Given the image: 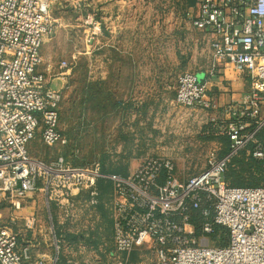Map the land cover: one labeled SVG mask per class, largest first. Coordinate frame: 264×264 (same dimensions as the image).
<instances>
[{
	"label": "built area",
	"instance_id": "obj_1",
	"mask_svg": "<svg viewBox=\"0 0 264 264\" xmlns=\"http://www.w3.org/2000/svg\"><path fill=\"white\" fill-rule=\"evenodd\" d=\"M52 2L0 0V202L13 207L11 221L20 219L27 233L36 232V212L21 213L35 191L70 218L77 196L88 190L96 203L97 183L105 181L113 189L116 251L145 248L156 264H264V183L240 187L226 179L231 160L249 146L254 158H264V0H195L191 23L210 34L212 64L201 80V72L178 76L175 102L221 114L218 129L230 145L223 155L211 150L204 167L187 178L162 156L147 157L122 175L99 162L48 163L30 155L38 133L46 145L67 142L60 130L62 94L40 70L41 47L57 28ZM74 8L82 10V3ZM84 25L87 43L101 34L93 15ZM71 65L63 60L59 68ZM221 65L249 78L244 96L222 108L208 97ZM0 264L47 261L0 221Z\"/></svg>",
	"mask_w": 264,
	"mask_h": 264
},
{
	"label": "rangeland",
	"instance_id": "obj_2",
	"mask_svg": "<svg viewBox=\"0 0 264 264\" xmlns=\"http://www.w3.org/2000/svg\"><path fill=\"white\" fill-rule=\"evenodd\" d=\"M81 3L82 10H75L63 3L64 12L61 13L63 17L59 23L57 21L56 33L51 37L52 40L41 47L40 70L47 72L49 82L62 94L60 129L67 142L46 145L38 133L28 145L30 155L48 163L55 162L59 158L78 166L99 162L102 168L104 165L107 172L121 171L122 175L132 172L147 157L162 156L170 158L175 163L176 171L181 178L198 173L204 167L211 148L221 145L217 150L219 153L226 148V141L222 137L225 135L220 134L218 129V125L223 121L221 114L212 110H205V114L196 115V112L190 114L189 109L194 108L186 107L181 108L183 113L169 112V105L166 106L161 102H163L162 98L167 96V90L164 89L167 80L171 85L170 95L171 93L173 95L174 83L176 79L178 80V75L188 71L207 70L211 65V52L206 48V44L203 45L205 43L202 41L203 36L201 35L200 52H155V50L134 52L135 65L147 67L146 72L141 75V80L143 76L146 79L145 89L128 90V81L125 77L115 89L110 76L106 77L105 81L101 79L102 76H107L105 58L109 56V52L103 54L99 52V35L92 42L87 43L84 33L83 18L91 14L99 21V5L89 2L85 8L84 2ZM55 6L56 3L53 1L52 13L57 19ZM121 59L119 63L123 65L129 63L126 57L121 56ZM63 60L72 62L68 70L59 68V63ZM49 64H51L50 68ZM220 82H222L220 87L226 86L224 81L220 80ZM213 84L217 85H211L208 90V97L211 100H215L223 91L218 87V79ZM113 98H120L124 105L112 106L110 102ZM132 99L136 101V108L127 103ZM149 101L150 103H147ZM213 114L215 115L212 116ZM213 126L216 127L217 132L211 135L209 132ZM249 151L250 146L240 152L230 166L237 168L238 162L249 163ZM243 178L250 180L244 175ZM229 181L231 182L230 179ZM104 183L108 185H104L103 191L99 187V204L101 203L99 215L103 212L109 214L114 223L113 189L108 182L104 181ZM45 202L43 194L35 191L29 193L24 203V210L34 204L33 211L39 215V227L35 232L37 239H40L41 234L42 238L46 235L51 236ZM83 208L84 206L81 208L76 202L70 218H61L62 215L58 212V220L63 225L55 224L56 231L64 237L77 236L76 238L69 236L63 242L64 252H67L66 256L70 262H65L66 264H85V262L156 264L152 251L145 248L122 253L125 258L117 253L120 258L116 255L110 260L105 252L110 243L109 222L107 220L103 222L99 218L98 237L97 233H94L96 221L92 217H84ZM13 210L10 203L0 202V221L5 225H11L22 238H27L28 233L22 226V220L11 221ZM41 224L44 225L43 228ZM39 229H42L41 233ZM97 245L99 252L90 248Z\"/></svg>",
	"mask_w": 264,
	"mask_h": 264
},
{
	"label": "crops",
	"instance_id": "obj_3",
	"mask_svg": "<svg viewBox=\"0 0 264 264\" xmlns=\"http://www.w3.org/2000/svg\"><path fill=\"white\" fill-rule=\"evenodd\" d=\"M56 3L54 7L57 21L58 23L62 20L63 17L61 13L63 3L67 6L74 8V4L76 1L84 2L83 5L85 8L87 7V3H95L99 5V21L101 22V34H99V52L102 54L104 52H109V56H106L105 68L107 69V76H102V81H105V78L112 79L113 88L117 89L120 86V80L125 77L128 81V90H137V89H145V78L141 80V75L146 72L147 67L145 65H135L136 59L134 58V52H200L201 45V35L203 36L202 41L207 45L206 48H210V34L206 31L199 30L194 27L191 23L190 14L192 13V9L195 3V0H53ZM86 1V2H85ZM84 8V9H85ZM72 10V8H71ZM76 10V9H75ZM73 11V10H72ZM74 12V11H73ZM84 19V18H83ZM84 25V23H83ZM61 26V25H60ZM88 29L84 25V33ZM52 38H47L45 43H48ZM42 52V50H41ZM40 52V53H41ZM111 52V54H110ZM121 56L126 57L129 63L127 65H123V63H119ZM43 61H45L43 59ZM211 64H212V52H211ZM119 63V64H118ZM49 68L51 64L48 65ZM211 66V65H210ZM208 67V69L210 68ZM48 68V69H49ZM207 69V70H208ZM106 71V70H105ZM105 71L103 73L105 74ZM192 72H201L203 74V78L205 77L204 72L202 71H192ZM127 74V76H124ZM150 75V74H149ZM179 76V75H178ZM151 78V77H150ZM218 79V87L223 91L217 95V98L214 101L221 108L226 106L227 104L240 100L244 94L249 90V78L244 73H238L236 71L225 69L223 65L219 67L218 73L213 76L212 81L215 83ZM149 80V79H147ZM224 81L226 86L220 87V84ZM170 81H166L164 89L167 90V96L162 98L163 102L166 106L169 105V112H179L183 113V110L175 104L176 102V86L177 79L174 85V93L170 95V87L168 84ZM172 84V83H171ZM212 85H217L213 84ZM163 87V86H162ZM170 91V92H169ZM118 101H121L120 98H113L110 102L112 106L116 105ZM129 101V100H128ZM131 101V102H130ZM129 105L136 108V101L133 99L130 100ZM108 102V99H107ZM107 102L105 104H107ZM104 103V102H103ZM145 103V102H144ZM143 103V104H144ZM147 103H150L147 102ZM146 103V104H147ZM123 104V103H122ZM190 114L195 113H206L204 109L194 108L189 109ZM213 112V111H212ZM213 114L212 116H214ZM103 116L102 119H104ZM185 114L183 115V118ZM188 117V116H187ZM187 120L189 118H186ZM173 123V121H172ZM61 130V129H60ZM211 131V130H210ZM211 135L214 133L209 132ZM225 141H227L226 148L219 153L221 155L225 154L229 150L230 142L227 136H222ZM221 146V145H220ZM214 147L210 150H219L221 147ZM29 147V146H28ZM252 146L250 147V149ZM209 150V151H210ZM250 153V151H249ZM253 157V156H252ZM258 159V158H257ZM264 159V158H260ZM194 166V165H193ZM184 178V177H183ZM187 178V177H186ZM105 184L103 181H98L97 190L99 193L100 190L103 191ZM105 190V189H104ZM104 193L101 194L103 196ZM44 196V195H43ZM29 197V196H28ZM78 200V201H77ZM92 196L90 192L83 191L81 192L77 198L76 202L79 206L83 208L86 218H94L96 221V226L94 229V233H97L99 237V218L106 222H109V247L105 249L110 260L114 256L122 255L121 252L116 251L115 243H114V223L109 214L105 212L100 213L99 215V194L96 198V203H91ZM46 212L49 215V234L51 236H45L37 239L35 236V232H28L27 238H22L20 235V240L22 243H29L31 247L32 254L36 257H44L47 261V264H66L65 262H69L68 257L66 256L67 252H64L63 242L65 238L69 236H62L60 232L56 231V225H63L60 220H58V212L59 210L52 204L48 205L45 202ZM29 208V209H28ZM105 208V207H104ZM95 209V210H93ZM34 210V204L32 206L26 208V210H22L21 213L25 214ZM82 210V211H83ZM94 211L93 213L91 211ZM39 214V213H38ZM62 218V216H61ZM39 220V215H38ZM56 221V222H55ZM42 228L44 227L43 224ZM42 229H40V233ZM93 233V232H91ZM58 235V236H57ZM62 236V237H61ZM72 237H77L73 235ZM60 243V247H59ZM62 244V248H61ZM61 248V249H60ZM88 248V247H87ZM93 251L99 252V246L90 247ZM88 248V251H90ZM80 253H82L80 251ZM118 253V254H117ZM120 258V256H118ZM75 258V257H74ZM123 258V259H124ZM67 260V261H66ZM85 264H90V262H85Z\"/></svg>",
	"mask_w": 264,
	"mask_h": 264
},
{
	"label": "trees",
	"instance_id": "obj_4",
	"mask_svg": "<svg viewBox=\"0 0 264 264\" xmlns=\"http://www.w3.org/2000/svg\"><path fill=\"white\" fill-rule=\"evenodd\" d=\"M122 103H123L122 100L118 101V103H116L114 107H119L120 105H122ZM60 120H61V112H60ZM248 157H249L250 162L249 163L238 162L240 167L237 165V168L235 166H230L232 160L235 157L231 160V162L229 163L227 172H226V179L228 181L229 179L231 180V182L229 181L230 184L235 185V186H240V187H255V186H259L262 183H264V159L254 158L252 157L251 154ZM103 170L104 171L107 170L104 168V165H103ZM115 173L122 174L123 172L119 171ZM243 175L249 177L250 180L249 179L245 180L243 178ZM234 176H237L236 177L237 179L234 178ZM238 177H240V179H238ZM68 236L71 237L72 235H68Z\"/></svg>",
	"mask_w": 264,
	"mask_h": 264
},
{
	"label": "water",
	"instance_id": "obj_5",
	"mask_svg": "<svg viewBox=\"0 0 264 264\" xmlns=\"http://www.w3.org/2000/svg\"><path fill=\"white\" fill-rule=\"evenodd\" d=\"M199 79H203V74H199Z\"/></svg>",
	"mask_w": 264,
	"mask_h": 264
}]
</instances>
